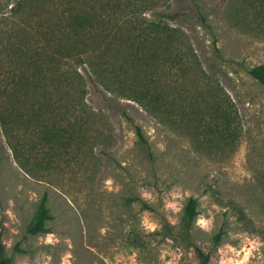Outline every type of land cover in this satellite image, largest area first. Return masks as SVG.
Wrapping results in <instances>:
<instances>
[{"label": "rangeland", "instance_id": "rangeland-1", "mask_svg": "<svg viewBox=\"0 0 264 264\" xmlns=\"http://www.w3.org/2000/svg\"><path fill=\"white\" fill-rule=\"evenodd\" d=\"M14 1L0 0V264H201L195 246L206 264H264V85L249 73L264 0H43L20 16ZM71 14L103 20L74 30L86 42L126 38L102 78L61 45L43 96L5 85V47ZM131 14L155 38H133ZM43 193L48 232L32 234Z\"/></svg>", "mask_w": 264, "mask_h": 264}, {"label": "trees", "instance_id": "trees-1", "mask_svg": "<svg viewBox=\"0 0 264 264\" xmlns=\"http://www.w3.org/2000/svg\"><path fill=\"white\" fill-rule=\"evenodd\" d=\"M42 1L43 0H15L9 7L8 11L9 13H14L15 15L20 16L21 13L25 14L28 10L33 11L32 8L39 6ZM88 16L90 15L71 14L70 19L68 18L67 24L57 18L56 22L52 25L47 22V16L43 17L38 23L39 26L34 27L39 33H36V35H30L33 42L38 37V42L33 44L31 48L27 47V43L30 40L29 37H16L14 39L15 41L11 44L12 48L5 47L4 49L6 50V55L13 61V64H15V67L12 68H10L11 64H8L5 70V76H7L5 85L9 83L13 88L17 87V92L19 93H24L28 90L31 91V89L35 91L39 90L40 95L43 96L45 94L43 87L45 86L46 80L54 81L57 79L56 76H47L46 71L47 67L51 64V60H61L62 55L60 54V51L62 49L59 50L61 45H64L66 48L65 56L70 57V60L72 61L85 63L92 68L97 78H102L103 71L100 68V64L103 65L107 62L104 59V56H106L108 47L110 48L115 44L124 47L126 46V38L122 35L118 36L116 32H112L111 35L105 34L101 37H92L86 42L85 39H81V35L75 33L74 30L78 26H85V24H89L92 27H98L100 22H103V20H99L97 17L91 19ZM129 17V22L136 27V32L134 33L133 38H140L147 34L151 39L155 38L156 31L153 27L155 26L154 23L150 22L143 24L139 21H134L136 19L133 14L129 15ZM6 18H8V16L3 17V20L1 21H4ZM66 29H68V31L71 30L72 34H64L63 31ZM134 54L137 56L136 52H134ZM4 62L5 60L1 57L0 65L4 66ZM249 73L253 78L257 79L264 85V63L251 67ZM5 92H8V90L5 89ZM138 98L140 102H144L142 101L144 97ZM0 125L3 128L9 126L8 121L4 118L2 113H0ZM135 130L139 139L145 143L146 140L142 135L140 127L136 126ZM196 204V199L189 197L183 208L181 224L182 228L187 232H189L192 222L198 213ZM50 218L51 214L47 205V195L46 193H43L27 226V231L32 234L48 232L46 223ZM215 237L219 238V234H216ZM194 249L197 256L200 258L201 264H206L208 258L207 255L203 254V252L196 246ZM3 260H8V257H6L4 247L0 241V263Z\"/></svg>", "mask_w": 264, "mask_h": 264}]
</instances>
